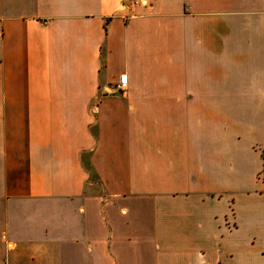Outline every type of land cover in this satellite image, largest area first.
Here are the masks:
<instances>
[{
  "label": "crops",
  "instance_id": "1",
  "mask_svg": "<svg viewBox=\"0 0 264 264\" xmlns=\"http://www.w3.org/2000/svg\"><path fill=\"white\" fill-rule=\"evenodd\" d=\"M263 170L264 0H0V264H264Z\"/></svg>",
  "mask_w": 264,
  "mask_h": 264
},
{
  "label": "built area",
  "instance_id": "2",
  "mask_svg": "<svg viewBox=\"0 0 264 264\" xmlns=\"http://www.w3.org/2000/svg\"><path fill=\"white\" fill-rule=\"evenodd\" d=\"M134 1H135V3L140 2V0H134ZM127 83H128V76L126 74L121 75L119 83L117 85V89L121 92L124 91L127 87Z\"/></svg>",
  "mask_w": 264,
  "mask_h": 264
},
{
  "label": "trees",
  "instance_id": "3",
  "mask_svg": "<svg viewBox=\"0 0 264 264\" xmlns=\"http://www.w3.org/2000/svg\"><path fill=\"white\" fill-rule=\"evenodd\" d=\"M263 173H264V170H263Z\"/></svg>",
  "mask_w": 264,
  "mask_h": 264
}]
</instances>
